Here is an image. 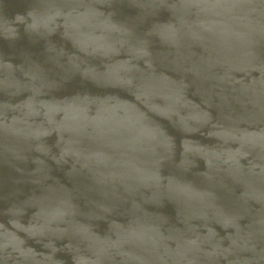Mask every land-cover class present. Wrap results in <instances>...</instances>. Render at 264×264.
I'll list each match as a JSON object with an SVG mask.
<instances>
[{
    "label": "water",
    "instance_id": "95a60500",
    "mask_svg": "<svg viewBox=\"0 0 264 264\" xmlns=\"http://www.w3.org/2000/svg\"><path fill=\"white\" fill-rule=\"evenodd\" d=\"M0 264H264V0H0Z\"/></svg>",
    "mask_w": 264,
    "mask_h": 264
}]
</instances>
